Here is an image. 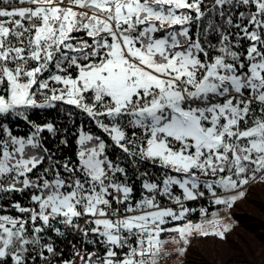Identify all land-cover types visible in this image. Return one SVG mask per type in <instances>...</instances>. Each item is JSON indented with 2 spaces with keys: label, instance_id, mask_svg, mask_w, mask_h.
Instances as JSON below:
<instances>
[{
  "label": "trees",
  "instance_id": "1",
  "mask_svg": "<svg viewBox=\"0 0 264 264\" xmlns=\"http://www.w3.org/2000/svg\"><path fill=\"white\" fill-rule=\"evenodd\" d=\"M122 1L132 8L118 31L114 0H0L7 8L34 2L57 11L40 42L29 12L0 15V93H6L4 68L23 66L36 77L34 97H49L64 88L51 79L41 87L40 76L63 64L67 68L60 71L75 74L79 64L100 59L117 41L124 46L122 34L157 60L171 61L178 76L163 88L183 93L182 109L202 108L201 123H213L221 142L185 147L173 140L175 148L196 157L186 171L149 155L153 126L173 113L167 105L143 110L159 97V87L142 88L123 102L94 86L52 105L24 100L0 107V160L23 169L19 177L0 171V218L8 220L0 223V264H121L139 235L129 231L123 239L129 245L121 252L102 220L88 212L97 198L123 204V214L169 208L163 218L170 220L157 226L227 208L230 226L195 235L180 264H264V176L244 178L264 170V0ZM232 95H238L236 105L229 102ZM93 154L97 174L84 164ZM120 186L129 188L123 200L115 197ZM236 187L237 195L228 198ZM61 199L69 201V209L59 206ZM174 233L160 231L162 237ZM124 264L143 263L135 254Z\"/></svg>",
  "mask_w": 264,
  "mask_h": 264
},
{
  "label": "rangeland",
  "instance_id": "2",
  "mask_svg": "<svg viewBox=\"0 0 264 264\" xmlns=\"http://www.w3.org/2000/svg\"><path fill=\"white\" fill-rule=\"evenodd\" d=\"M131 8L122 0H114L113 17L118 21L113 25L117 27L118 31L120 30L119 26L126 22L127 16L125 15L128 12L127 10H131ZM25 11L29 12L32 18L35 41L40 42L52 28L51 23H48L49 18L57 17L56 6H44V3L34 2L11 6V8L0 6V15L5 13L21 14ZM66 16L70 17V14L66 13L62 18L67 20ZM118 36L122 39L124 46L120 40L117 41L118 44L103 52L100 59L89 64H79L75 74L70 73V71H60V68L63 70L67 68L66 64H63L61 66L57 65L58 67L55 69L51 68L47 75L40 76L38 80L41 87L48 79H51L62 84L64 88L44 99L34 97L31 86L34 84L36 77L30 74V69L23 70V66H6L4 68L6 93H0V107H9L24 100L36 105H52L55 99H63L64 97L70 100L75 99L78 91L94 86L103 87L116 101L123 102L130 99L133 94H139L142 88L159 87V97L143 110L160 109L167 105V108L173 113L165 121L153 126V134L147 145V153L152 157L168 162L176 169L189 170L191 165L195 163L196 157L189 155L190 153L183 150V147L175 148L171 142L173 140L178 141L185 147H188L189 142H192L196 147L215 146L221 142V135L214 132L213 123L208 125L201 123V117L204 113L202 108L182 109L179 105V99L183 93L173 87L163 88V86L172 82V77L178 76L173 71L171 61L157 60L152 52L140 49L139 45L132 46L128 37L122 34ZM23 37L26 39L27 35L22 36L20 41L22 45ZM235 114L238 115V110L235 111ZM154 120L158 122V118L155 117ZM154 132H160L161 134L157 137ZM6 154L9 155L8 151H6ZM262 157L264 159V154ZM98 161L94 154L84 157V164L92 174L100 172ZM18 166H6L4 158L0 160V171H5V175L8 177H19L23 174V169ZM260 176H264V170L254 175L251 173L244 174V178L248 182ZM183 187L186 193L190 195L191 193L185 188L184 183ZM237 189L240 188L236 187L228 191L226 193L228 198L231 199L237 195ZM118 190L119 199L123 200L129 188L120 186ZM96 200L100 201L98 198L95 199L93 205L88 208V212L92 214L93 218L102 220L104 225L111 231L109 238L115 241L117 246L121 243L129 245L127 241H123L129 231H134L139 235V244L120 260L121 264L133 258L135 254H138V260L143 264H180L184 259L185 249L195 235L221 233L231 224L227 208L214 211L207 218L190 219L181 223L157 226L163 220H170V217L163 218L164 215L171 212L169 208L148 206L134 212H127L121 216H110L98 209ZM58 204L64 209L70 208L67 199H61ZM52 209V204L48 203L46 211L49 212ZM63 211L67 212V210ZM112 219H115V221L112 222ZM5 221L8 220L0 218V223ZM169 228H173L175 233L162 237L160 231ZM142 232H145V234L142 235ZM192 245H195L194 241ZM78 263L75 261L74 264ZM95 264L105 263L99 261Z\"/></svg>",
  "mask_w": 264,
  "mask_h": 264
},
{
  "label": "built area",
  "instance_id": "3",
  "mask_svg": "<svg viewBox=\"0 0 264 264\" xmlns=\"http://www.w3.org/2000/svg\"><path fill=\"white\" fill-rule=\"evenodd\" d=\"M237 97H238V95H232L230 97V99H229V102L232 105H236ZM222 99L220 100V103L223 102ZM238 115L239 116L242 115L241 110H238ZM207 117H209V116L207 115ZM115 196L117 197V193L116 192H115ZM96 205H97L99 210L106 212L107 215H110V216H121L123 214V204H119L117 206H111V205H106V203L103 202V201L96 200ZM111 221L114 222L115 219H112ZM126 246H127V243H121L120 245H118V247L121 250V252H123V250H124V248H126Z\"/></svg>",
  "mask_w": 264,
  "mask_h": 264
}]
</instances>
